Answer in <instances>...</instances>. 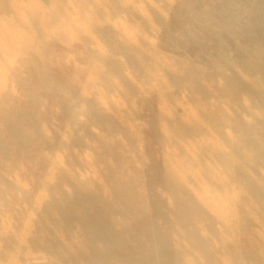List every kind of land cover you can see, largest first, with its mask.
<instances>
[{
	"label": "rangeland",
	"instance_id": "1",
	"mask_svg": "<svg viewBox=\"0 0 264 264\" xmlns=\"http://www.w3.org/2000/svg\"><path fill=\"white\" fill-rule=\"evenodd\" d=\"M0 264H264V0H0Z\"/></svg>",
	"mask_w": 264,
	"mask_h": 264
}]
</instances>
